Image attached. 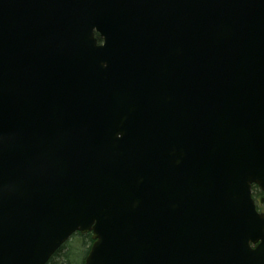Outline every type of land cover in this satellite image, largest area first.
I'll return each instance as SVG.
<instances>
[{"label": "water", "instance_id": "water-1", "mask_svg": "<svg viewBox=\"0 0 264 264\" xmlns=\"http://www.w3.org/2000/svg\"><path fill=\"white\" fill-rule=\"evenodd\" d=\"M253 186L264 0H0V264H264Z\"/></svg>", "mask_w": 264, "mask_h": 264}, {"label": "rangeland", "instance_id": "rangeland-1", "mask_svg": "<svg viewBox=\"0 0 264 264\" xmlns=\"http://www.w3.org/2000/svg\"><path fill=\"white\" fill-rule=\"evenodd\" d=\"M252 195L255 200L256 206L260 207V212L264 213V203L259 202V198L255 197V191L252 190ZM89 246V239L86 235L74 234L69 240L64 244V249L62 253L70 252L71 253V262L78 264L82 262L86 255V250Z\"/></svg>", "mask_w": 264, "mask_h": 264}, {"label": "trees", "instance_id": "trees-1", "mask_svg": "<svg viewBox=\"0 0 264 264\" xmlns=\"http://www.w3.org/2000/svg\"><path fill=\"white\" fill-rule=\"evenodd\" d=\"M96 37H97V35H96ZM98 41L100 42L99 38H98ZM252 190L255 191V197L260 199V197L262 195V192H260L259 189L256 186H253ZM257 209L260 211V207H257ZM86 236L89 239V246H88V249L86 250V255H87L88 250H89V248H90V246L92 244V240L90 238V234H87ZM63 249H64V245L62 247H60L53 254V256L49 259V261L46 264H73L71 262V260H72L71 259V253L70 252H66V253L61 254ZM86 255H85V257H86ZM83 263H84V260L82 262L78 263V264H83ZM74 264H76V263H74Z\"/></svg>", "mask_w": 264, "mask_h": 264}, {"label": "flooded vegetation", "instance_id": "flooded-vegetation-1", "mask_svg": "<svg viewBox=\"0 0 264 264\" xmlns=\"http://www.w3.org/2000/svg\"><path fill=\"white\" fill-rule=\"evenodd\" d=\"M262 196V195H261Z\"/></svg>", "mask_w": 264, "mask_h": 264}]
</instances>
